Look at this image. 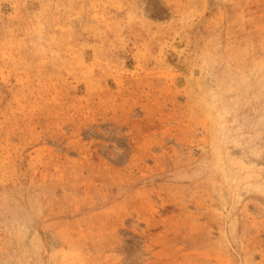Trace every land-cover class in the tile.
I'll use <instances>...</instances> for the list:
<instances>
[{
  "label": "rangeland",
  "instance_id": "1",
  "mask_svg": "<svg viewBox=\"0 0 264 264\" xmlns=\"http://www.w3.org/2000/svg\"><path fill=\"white\" fill-rule=\"evenodd\" d=\"M0 264H264V0H0Z\"/></svg>",
  "mask_w": 264,
  "mask_h": 264
}]
</instances>
